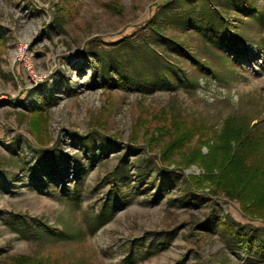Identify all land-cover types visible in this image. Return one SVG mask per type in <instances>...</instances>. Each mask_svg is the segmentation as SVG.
I'll return each instance as SVG.
<instances>
[{
    "label": "rangeland",
    "instance_id": "374dc122",
    "mask_svg": "<svg viewBox=\"0 0 264 264\" xmlns=\"http://www.w3.org/2000/svg\"><path fill=\"white\" fill-rule=\"evenodd\" d=\"M238 117L264 0H0V264H264L260 191L185 161Z\"/></svg>",
    "mask_w": 264,
    "mask_h": 264
},
{
    "label": "trees",
    "instance_id": "16d2710c",
    "mask_svg": "<svg viewBox=\"0 0 264 264\" xmlns=\"http://www.w3.org/2000/svg\"><path fill=\"white\" fill-rule=\"evenodd\" d=\"M228 25L229 28H233L231 23ZM238 28L242 29L239 26ZM42 120L39 121L38 127ZM188 136L186 134V137ZM183 145L184 139L180 136L176 148ZM262 157H264V129L260 125H252L249 121L238 117L231 118L222 130L215 131L207 153L204 154L198 149L197 153H193L190 157L186 156L185 161L188 164H199L205 170L203 184L208 180L211 181L210 184L215 191H224V194L232 199L241 197V201L253 205L254 197L259 190L260 196L263 197L258 202L260 209H264V158Z\"/></svg>",
    "mask_w": 264,
    "mask_h": 264
}]
</instances>
